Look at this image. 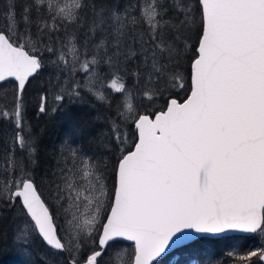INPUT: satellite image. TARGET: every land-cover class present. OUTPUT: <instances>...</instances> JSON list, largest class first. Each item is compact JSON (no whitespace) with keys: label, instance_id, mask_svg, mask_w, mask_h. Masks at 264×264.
Segmentation results:
<instances>
[{"label":"snow or ice","instance_id":"snow-or-ice-1","mask_svg":"<svg viewBox=\"0 0 264 264\" xmlns=\"http://www.w3.org/2000/svg\"><path fill=\"white\" fill-rule=\"evenodd\" d=\"M5 7L0 82L16 83L12 106L0 104V121L14 128L0 148V203L20 209L12 243L26 264L37 238L47 249L43 264H57L61 253L68 264H100L108 249L105 264H159L193 232L264 235V0H130L123 8L28 0L19 18L14 0ZM45 53L54 112L85 93L110 103L105 86L120 94L119 122L96 137L116 154L111 186L107 161L77 145L75 132L61 144L53 194L55 216L65 221L59 230L37 190L38 144L23 117L24 91ZM189 63L190 86L182 70ZM178 90L187 93L182 102ZM165 94L159 110L136 108L138 99L151 104ZM48 96L42 89L40 113ZM253 257L264 264V248L239 264H255Z\"/></svg>","mask_w":264,"mask_h":264},{"label":"trees","instance_id":"trees-1","mask_svg":"<svg viewBox=\"0 0 264 264\" xmlns=\"http://www.w3.org/2000/svg\"><path fill=\"white\" fill-rule=\"evenodd\" d=\"M28 0H14L15 11L19 18L23 12ZM106 3H117L123 8L130 0H105ZM7 0H0L1 19H3V12L6 9ZM35 13H33V16ZM80 39L83 41L84 35L81 32ZM94 42H99V36L94 38ZM91 47V45H89ZM195 41H193V49ZM47 53L44 54V57ZM45 66L40 70L39 74L30 78L29 84L26 86L24 92H28L33 82L37 81L40 90L46 89V86L40 84L46 82L48 76L45 74ZM189 74L188 84L190 86V63L187 69H182ZM110 78V77H109ZM15 81L6 80L0 82V87L11 86L15 91ZM127 85L133 87L134 80L128 78ZM185 90H178L175 95L178 99H182L186 95ZM162 96L156 99L151 105L153 110L160 109L166 98ZM120 99V94L112 93L109 89V102H100L90 94H83L79 99H65L60 105L58 111L46 109L44 113L39 112V103H35L34 99L27 97L25 106H30L26 113L27 119L31 123V132L37 140L38 151L36 154L37 163L33 170L35 183L43 194V187L48 183L54 184L56 180L55 171L57 160L61 151V142L64 141L69 132H75V142L81 145L86 152L96 153L101 155L108 163V180L109 185L113 183L111 169L116 161L115 152H107L104 144L96 137L104 133L109 128L111 120H117V101ZM49 104L53 103L55 108L57 103L54 99H48ZM145 106V107H147ZM139 109V112L146 111ZM129 140L135 138V129L132 124H129L126 129ZM132 145L130 144L129 147ZM43 186V187H41ZM44 197V196H43ZM46 200V199H45ZM48 203V202H47ZM51 206V205H50ZM55 219V212L53 210ZM12 217H4L0 224L4 226V233L0 235V264H26L27 257L21 253L20 249L12 243L13 226ZM6 230V231H5ZM122 242V241H121ZM120 242V243H121ZM255 242L257 246L264 244V235L260 233H231L218 236L200 235L195 237L184 245L173 248L168 253L158 259L159 264H239V253L246 249V247ZM236 243V244H235ZM43 244V243H42ZM235 244V252L230 251V247ZM44 245V244H43ZM45 247V245H44ZM98 246L96 247V249ZM62 259H56L57 264H68L69 257L67 253H62ZM85 253L82 254L84 256ZM44 256L41 251H37L33 256V264H43L41 257ZM81 256V258H82ZM253 259H256L253 257Z\"/></svg>","mask_w":264,"mask_h":264},{"label":"rangeland","instance_id":"rangeland-1","mask_svg":"<svg viewBox=\"0 0 264 264\" xmlns=\"http://www.w3.org/2000/svg\"><path fill=\"white\" fill-rule=\"evenodd\" d=\"M5 23H6V21L4 20V18L1 19V12H0V28H3L5 26ZM44 58H45V63H46V68H47V70L45 71V74L48 76V79L46 80V82L40 84V86H43V85L46 86V89L49 90L48 99H52L56 95V92L54 90H52L51 87L48 84L49 76L52 73V69H51L50 65L47 63L48 54H46ZM101 68H102V71H105V72L107 71L106 66L102 65ZM110 78L108 77V79H110ZM37 84H39L37 81L33 82L31 84V86H30L29 91L28 92L27 91L24 92V95H23V104H24L23 117H24L25 125L29 126L30 129H31V123L27 119L26 113H27V111H29V108H30L31 105L30 106H25V104H26V101H27V97H31V99H34L35 103H36V106H37V103H39V97H40V94H41V90H40V87H38ZM106 84H107V80L105 81V85ZM127 87L129 89L132 88L130 85H127ZM104 91L107 93L108 98H109V89H107L106 86H105ZM14 95H15V91H14L13 87H11V86L0 87V104H4V105H6L8 107H11L12 104L14 103ZM147 105L151 106L153 104L152 103L149 104L148 101L143 100V99H138L136 101V108L138 109V111H139V109L143 110L144 108H148ZM145 106H147V107H145ZM48 107H49V109L51 111V110H53V108H55V105L53 103L49 104V102H47L46 109ZM142 112H144V111H142ZM13 133H14V128L12 127V125H8V124H6V122L0 121V148L3 147L6 139L9 136H11ZM62 142L60 144H62ZM108 184H109V180H108ZM41 187H43V186H41ZM54 191H55V185L52 184V183H48L47 186L43 187V191L42 192L44 194L43 195L44 198L49 203V205H51V207L53 208V210L55 212L54 200H53ZM8 216L12 217V221L13 222L11 223V226L14 227V221H15V223H20V220L17 219V218L20 217V209L19 208H11V209H9L8 206H7V202L0 203V222H1V220L4 217H8ZM56 218H57L56 219V223H57L58 230L60 228H62V227H65L64 217L63 216H59V217H56ZM3 231H4V226L2 224H0V235L2 234ZM127 244H129V242H123L122 241L118 246H125ZM235 244L230 247V251H233L235 249ZM32 247H33L34 253L37 252V251H41L43 253V255H45V253L47 252L46 247H44V245L42 244L41 240H39L38 238L34 241V244L32 245ZM260 248H264V244L260 247V246H257L255 242H253V243L249 244L246 247L245 250L240 252L239 256L247 255L249 251H256V250H258ZM90 251H91V249L86 246L84 251L81 253V256H82L83 253H85V255L82 256V259L86 258V255L90 254ZM111 251H112V249H108L102 255V257L100 258V264H105V261L109 258V253ZM234 252H235V250H234ZM23 255H25V254H23ZM67 255H68V253H67ZM63 257H64V255L61 253L55 259L59 260V259H62ZM68 257H69V255H68ZM252 260L255 262V264H262V262H259L257 260V258L256 259L252 258Z\"/></svg>","mask_w":264,"mask_h":264},{"label":"water","instance_id":"water-1","mask_svg":"<svg viewBox=\"0 0 264 264\" xmlns=\"http://www.w3.org/2000/svg\"><path fill=\"white\" fill-rule=\"evenodd\" d=\"M8 80H14L13 78H8ZM184 98H186V95H185V97ZM184 98H182L181 99V102H182V100L184 99ZM157 110H159V109H157ZM141 113H144V112H141ZM37 186V185H36ZM37 190H38V192L41 194V192L39 191V189H38V187H37ZM41 196H42V198L45 200V198L43 197V195L41 194ZM46 201V200H45ZM47 202V201H46ZM231 233H243V234H251V233H245V232H241V231H238V230H229V231H226V232H223V233H215V234H212V233H208V234H198V233H192V236H193V239L195 238V237H198V236H200V235H208V236H218V235H224V234H231ZM189 242V241H188ZM130 243V242H129ZM173 249V248H172ZM172 249H169L166 253H168L170 250H172ZM95 250H99V248H97V249H95ZM165 253V254H166ZM165 254H163V255H165ZM162 255V256H163ZM161 256V257H162ZM160 258V257H159ZM158 258V259H159Z\"/></svg>","mask_w":264,"mask_h":264}]
</instances>
